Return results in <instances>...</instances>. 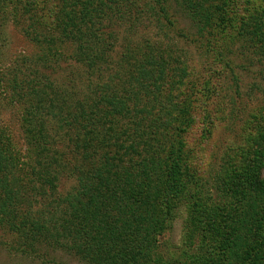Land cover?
Here are the masks:
<instances>
[{"label":"trees","instance_id":"1","mask_svg":"<svg viewBox=\"0 0 264 264\" xmlns=\"http://www.w3.org/2000/svg\"><path fill=\"white\" fill-rule=\"evenodd\" d=\"M28 1L22 9L12 4L13 24L39 51L13 63L9 92L22 111L29 158L0 127V228L18 237L19 252L42 261L59 252L86 264H217L158 254L161 237L185 209L202 252L219 250L218 264H264V107L250 153L216 183L218 199L210 201L180 137L194 92L178 105L163 98L187 83L191 67L170 55V45L118 49L117 32L127 31L134 13L157 16L179 32L168 0H153L145 11L132 9V0H52L50 29L36 10L48 0ZM176 5L198 30L212 29L225 46L238 41L264 66V21L251 30L244 23L231 38L234 17L222 6L202 13ZM64 45L76 68L64 65ZM62 180L70 188L59 193Z\"/></svg>","mask_w":264,"mask_h":264},{"label":"rangeland","instance_id":"2","mask_svg":"<svg viewBox=\"0 0 264 264\" xmlns=\"http://www.w3.org/2000/svg\"><path fill=\"white\" fill-rule=\"evenodd\" d=\"M2 1L3 3L0 2V77L4 79L2 83L0 82V127L4 128L12 138L16 152L29 158L21 123L22 111L11 99L9 91L12 65L15 66L13 63L22 57L35 55L39 51L13 24L12 4L22 9L31 2ZM132 1V9L133 5L134 8L144 11L146 8L154 7L153 0ZM53 2L48 0L43 3L46 10L43 4L36 8L38 13L42 14V25L49 29L52 18L51 14L47 16V12L53 7ZM176 2L178 5L194 8L202 13L210 5H212L210 10L215 6H222L224 11L234 17V27L230 29L232 33L230 37L234 38L239 33V26L244 23L245 26L248 25V30H251L258 26L257 22L264 21V0H168L165 7L170 8L169 18L177 23L179 32L174 33L172 26H166V23L157 16L138 13H134L136 20H132L131 14L127 31L120 29L117 32L118 41H122L119 51L122 45L127 43L136 48L140 47L141 50L157 44L170 45V55L191 67L188 70L190 76L187 83L185 81L181 86L167 91L163 98L169 97L170 101L173 99L178 105L184 100L189 89L194 92L193 115L187 118V125L184 126L180 137L185 147H183L186 152L184 157L189 168L200 179L206 198L209 197L208 200L214 201L213 199H218L216 183H219L220 179L225 180L227 176L230 178L234 172H237L236 168L250 153L255 135L254 124L258 125L260 111L264 107V66L257 64V58L251 54L252 51L247 53L240 47L238 41H234V47L225 46L227 40L215 39L212 36V29L205 27L202 31L198 30L196 25L193 26L190 20L176 11L179 9ZM40 4L38 3V6ZM161 22L165 26L159 30L158 25ZM165 30L170 31L169 35L164 36ZM255 31L250 33H259ZM59 50L66 58L68 57L64 65H74L69 60L72 53L69 45H64ZM74 66L76 68V65ZM59 77L60 75L51 76V80L58 81ZM162 102L168 104L166 100ZM171 116L176 121L180 120L175 112H172ZM69 188L70 183L62 180L58 191L64 193ZM196 236L197 234L191 232L185 209H182L174 219L171 229L161 237L158 254L168 261H183L189 255L193 260H211L218 264L219 260L216 257L219 256V250L215 248L212 250L209 247V253L204 254L200 249V240ZM19 242L14 233L0 228V264H86L59 252H49L48 258L44 261L27 257L19 252L17 247ZM195 253H198L197 257L194 256Z\"/></svg>","mask_w":264,"mask_h":264}]
</instances>
